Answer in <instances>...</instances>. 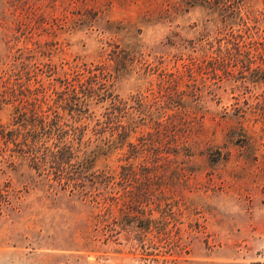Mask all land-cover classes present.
<instances>
[{"label":"rangeland","instance_id":"obj_1","mask_svg":"<svg viewBox=\"0 0 264 264\" xmlns=\"http://www.w3.org/2000/svg\"><path fill=\"white\" fill-rule=\"evenodd\" d=\"M203 1L0 0V67L28 52L47 96L62 88L58 80L90 72L107 77L113 96L136 107L132 98L149 101L162 73L216 46V15ZM240 1L264 14V0ZM198 80L214 92L202 89L201 102L183 99L190 124L180 142L193 153L174 160L189 171L135 169L134 184L125 179L124 188L152 194L145 208L151 215L126 218L115 208L114 218L95 217L91 203L6 159L14 146L0 144V264H264V139L253 148L244 132L230 134L237 127L234 104L243 99L229 83ZM108 107L109 100L93 104L81 120L89 149L106 137L93 122L103 121ZM11 111L2 106V124ZM242 127L259 129L251 122ZM163 209L170 216H160Z\"/></svg>","mask_w":264,"mask_h":264},{"label":"trees","instance_id":"obj_2","mask_svg":"<svg viewBox=\"0 0 264 264\" xmlns=\"http://www.w3.org/2000/svg\"><path fill=\"white\" fill-rule=\"evenodd\" d=\"M203 2L216 15L213 23L218 37L212 39L216 46L206 44L210 46L202 48L198 58L181 63L172 73H162L149 101L142 96L132 98L136 107L113 96L107 77L90 72L82 78L76 72L70 79L58 80L62 88L55 91V97L47 96L28 52H20L7 69L0 67V109L10 104L12 110L11 127L0 122V144L14 146L13 153H5L4 157L16 158L49 186H58L68 195L91 203L93 209H98L95 217L114 218L116 209L126 218L151 215L145 208L151 204L152 194L147 189L124 188L125 179L131 176L133 182L135 169L148 170V175L153 170L170 168L189 171L180 167L186 162L177 164L174 159L180 152L184 159L192 156L185 142H180L179 133L190 124L189 114L183 112V99L189 95L190 102H201L203 91L214 92L204 83L199 87L197 80L203 76L217 79L220 84L229 83L237 97L243 99L241 105L234 104L232 115L237 127L230 134L244 132L248 145L256 147L264 139V14L240 0ZM105 100H109V107L104 120L93 123L94 132L106 137L89 149L88 143L81 141L87 129L81 120L93 104ZM88 117L93 118L92 114ZM75 122L79 123L76 128ZM249 122L259 127L258 133L243 129L242 125ZM171 162L175 165L171 166ZM110 164H118L121 170L110 171ZM159 212L162 217L171 214L168 209ZM100 224L103 223L94 224L95 228H106Z\"/></svg>","mask_w":264,"mask_h":264}]
</instances>
